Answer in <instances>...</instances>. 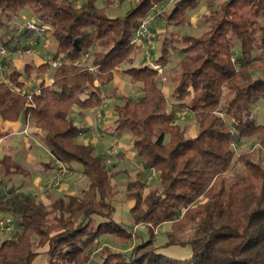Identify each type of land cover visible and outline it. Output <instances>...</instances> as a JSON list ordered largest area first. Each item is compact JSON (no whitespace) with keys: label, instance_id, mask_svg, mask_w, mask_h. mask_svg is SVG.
<instances>
[{"label":"trees","instance_id":"trees-1","mask_svg":"<svg viewBox=\"0 0 264 264\" xmlns=\"http://www.w3.org/2000/svg\"><path fill=\"white\" fill-rule=\"evenodd\" d=\"M99 1L0 0L5 19L28 9L54 42L51 59L62 61L52 70L51 83H38V95L23 93L33 73L30 65L23 69V81H0V122L23 117L42 133L53 161L80 164L87 179L78 195L56 198L49 207L28 194L2 192L0 214L12 216L16 229L0 241V264H33L39 255L46 264H87L100 236L110 234L124 243L135 239L132 226L114 220L104 156L91 142L77 143L82 129L71 116L75 108L99 107L102 88L123 64L141 95L124 94L112 107L114 130L130 132L143 172L155 171L159 186L142 196L141 179L127 184V191L138 190L127 195L134 200L132 224L147 225L148 236L128 251L102 249L95 264H264V167L251 151L233 148L253 138L256 151L264 152V125L252 115L254 106L264 103V0H222L209 13L206 31L178 39L180 59L168 97L154 69L143 59L134 65L137 49L131 44L152 4L162 0H136L117 17L108 14L114 0ZM196 3L176 0L168 22H179ZM169 42L162 41L156 63L168 60ZM85 53L95 72L73 64ZM50 68L42 63L37 72ZM178 111L192 114L194 136L174 123ZM166 223L171 230L163 246H189V258L159 252L152 228Z\"/></svg>","mask_w":264,"mask_h":264},{"label":"rangeland","instance_id":"rangeland-1","mask_svg":"<svg viewBox=\"0 0 264 264\" xmlns=\"http://www.w3.org/2000/svg\"><path fill=\"white\" fill-rule=\"evenodd\" d=\"M162 1L163 3L159 5V10L161 11L160 16L156 20V23L152 26V30L155 33V40L151 48V56H154V59H156L159 56L162 41L172 39V42H169V46H171L169 48H171L173 52L170 51V56L168 57V60L164 65L158 63L160 67H162V72H157L160 75V78H158V80L161 83V89L166 97H168L171 92L172 77L176 75L177 63L180 59V55L177 49L181 47V45L178 42V39L183 35L199 36L204 31H206L210 24L208 20L209 13H211L215 9V6L222 2V0H197L196 6L192 9H188L177 23V20H171L169 21V23L167 19V16L170 13V10L172 9V6L174 5L176 0H173L171 2L170 0ZM135 2L136 0H124L122 2H120L119 0H114V2L108 8V14L110 17L124 16L126 11ZM74 3L77 4L79 2L78 0H75ZM98 3L103 4L104 0H100ZM22 12L23 16H21ZM22 12L18 14L19 20L17 22L8 19L4 20L3 17H0V20L2 21L0 22V44L3 45V42H7L8 44L6 45V48L10 52L9 58L6 59L3 63L0 74L3 77L8 69L14 68L19 74H16L14 76L12 75L10 79H12V77H16L19 80L23 81V79H25V73L23 70L24 67L26 65H30V67H33V73H31L32 75L30 74L29 78L25 79L26 82L24 81L25 85L23 87V91L28 93L31 90V87L28 85L29 83H31V81H33L35 78L37 79L38 77H42L45 74L48 75L49 78H51L53 70V68H50L44 73L38 74L37 64L35 63L34 58L40 57L42 63L43 59H51L53 53L55 52V47L54 42L47 32L43 33V35L41 36L25 34L24 25L27 22L36 21L38 24L39 22L34 16L31 15L28 9H25ZM13 17H11L10 19H12ZM7 22L9 23L6 24ZM29 37L33 38V46L31 48V53L26 54V41ZM234 50L235 53L238 51L237 45L234 47ZM132 57L134 61H137H135V65L139 64L142 57L140 50H137L135 54H132ZM88 58L90 57H87L86 62H88ZM127 66L128 64H123L121 67H119L121 70L119 80L122 82V88L124 90L123 93H125V95L131 96L132 98H137L141 95L140 85L132 83L130 81V78L127 77L128 75L124 73L123 69ZM5 78H7V76H5ZM115 86L116 85L113 81L110 84L108 83L105 87V92L103 93V102L105 104L104 109L112 110V107L115 104L121 103L123 100L124 94L114 92V90L116 89ZM120 86L121 84L118 85L119 89L121 88ZM75 110L77 111H72L71 113L72 118H76V116L79 114L80 110L78 108H75ZM100 115H102V113ZM252 115L258 124L264 125L263 102H260L254 106ZM174 123L179 125L184 130L187 136L195 135L197 126L192 114L186 111H178L175 114ZM26 124L27 132L28 130L34 128L30 124V122ZM77 125L80 127L79 124ZM108 130V126H106V128L103 130L101 128L95 127L92 130L93 133H90V128H82V133H84L82 141L86 142L88 141L87 139L94 135V137L98 139V141L93 144L95 153H99L104 156V153L107 150H112L113 152H115H112V154L109 155L110 157L105 159L106 167L108 168V173L110 174L111 187L113 189V195L111 199V204L113 206V217L117 222L132 226V232L133 234H135V239L132 243H124L110 234H104L100 236L96 241L94 250L91 253L90 259L87 264H95L96 262H99L101 256L100 253L104 248L110 249L112 251H128L132 247V245L138 241L139 238L145 239L148 236L147 225L139 224L135 226L132 224L129 210L134 205V200L129 199L127 195L128 192L132 194L138 190L135 187H130L129 191H127V184L141 179L143 185L145 186L139 190L142 196H144L148 192L150 187L159 186L157 173L153 170L143 172L142 165L139 162L138 157L132 149L130 150V132H127V130L122 131L120 138L117 139L116 136H111V134L108 133ZM41 135L42 133L38 132L35 137V141H37V150L41 151L40 155L43 154V156H41V159L39 158L38 161L43 160L44 162H47L49 161V158L46 154H44L45 151L41 149L43 144ZM101 137L103 138V141L101 140ZM14 139L23 141L24 137L22 135H18L17 137H14ZM123 146H125L126 148L124 147V149ZM233 148L236 153L251 151V153L253 154V159L255 161H259L261 159L260 163L264 167V152L258 153L256 151L257 147L253 138L242 139L238 144L234 145ZM35 149L36 146L34 147V150ZM9 153L14 154V147H11ZM21 155L22 154L20 153L17 161H14L12 163L5 162L3 173L0 175L1 192L10 189L12 191L21 192L22 194H28L33 196L37 202H41L45 206L49 207L56 198L63 197L66 194L78 195L81 190L86 187L87 179L82 175V167L80 164L73 163L68 167L62 163H53L52 166H49L47 169L44 168L43 164L35 165V167L29 168L31 163H29L27 159H25L24 162L28 167L26 169V167L22 165V162L19 161ZM20 163L22 165L21 168L24 167V171L29 172L28 176L27 174L23 175V171L21 169H18L17 173L21 172L19 173L20 175H12L9 176V178H6V175L7 173L9 174L10 169L14 166L17 167V165H20ZM49 170H51V172H48ZM36 176L38 181L37 185H35L33 182ZM22 177L26 181L23 182L26 184V186L23 183V185H20L21 183H19V181L17 180L18 178ZM52 180L59 181V185L47 189L46 185ZM6 219L9 221L10 229L8 231H0V241L5 238L12 237L13 232L16 229L15 219L12 216L0 214V220ZM152 230L153 241L154 244L159 247V252L169 257L178 259H185L190 257L191 249L189 246H163L166 242V233L171 230V224H162L158 227L152 228ZM33 264H46V259L43 255H39Z\"/></svg>","mask_w":264,"mask_h":264},{"label":"crops","instance_id":"crops-1","mask_svg":"<svg viewBox=\"0 0 264 264\" xmlns=\"http://www.w3.org/2000/svg\"><path fill=\"white\" fill-rule=\"evenodd\" d=\"M20 14V13H19ZM21 16H23V12L21 13ZM4 20H7L4 18ZM14 22H17L19 20L18 15L14 16L12 19H8ZM0 22H2L0 20ZM6 22V21H5ZM9 22H7L6 24H8ZM6 26V25H5ZM8 40V39H7ZM172 51V50H171ZM173 52V51H172ZM35 63L38 65H40L41 62V58L40 57H35L34 58ZM136 61V60H135ZM134 61V65L135 62ZM142 61V57L140 59V62ZM137 65V64H136ZM12 67V66H11ZM19 74L16 72V70L14 68H10L7 70V72L5 73V75L2 77V75L0 74V81H9L12 80L13 78L16 77H12V79H10V77L13 75ZM121 74V70L120 68H116L113 70V78L111 80V82L114 81V84L116 85V89L114 90V92H118V93H123V88H122V82L119 80V76ZM5 76H7V78H5ZM18 77V76H17ZM129 78V76H127ZM45 80L46 82H49L50 78L48 77V75H43L42 77H38L37 79L35 78L33 81H31V83H29L28 85L31 87L30 89L32 90L34 87H36L38 85V83L41 80ZM110 82V83H111ZM109 83V84H110ZM121 84V88H118V85ZM105 87L104 86L102 88L103 93L105 92ZM121 91V92H120ZM104 101V100H103ZM102 101V105H100L97 108H93V109H88V110H80L79 114L76 116V118H73L75 123L80 125V128H90L91 132L93 133V129L96 128H101L102 130L106 128V126H108L109 130L108 133L111 134V136H116L117 139L120 138V135L122 134V131H126V130H120V131H115L114 130V124L113 121L115 119V116L112 112V110H108V109H104L105 104ZM104 104V105H103ZM73 111H77V110H73ZM83 112V114H82ZM78 113V112H77ZM102 113V115H100ZM28 121L24 120L23 117H21L19 120L15 121V122H0V175L3 173V167L5 166V162H14L17 161L19 154L21 153V157L19 159V161L22 162V165L27 167V164H25L24 160L27 159V161L29 163H31V165L29 166V168H33L35 167V165H41L43 164L44 168L47 169L49 166L51 167L53 163H60L57 161H53L52 157L50 156L49 152L45 149V147L42 144L41 149H43L45 151L44 154H46L49 158V161L44 162L43 160L38 161V159H41V151L37 150V141H35V137L37 135L38 131L37 129L33 128L28 130L27 134L23 133V131L25 129H27V124ZM84 126V127H83ZM86 126V127H85ZM128 132V131H127ZM18 135H22L24 137L23 141L20 140H16L14 139V137H17ZM33 135V136H32ZM84 133H80V135L77 138V143H86V142H91L92 144H95L98 139L94 137V135L92 137H90L89 139H87L88 141L83 142L82 141V137H83ZM92 135V134H91ZM32 136V138H31ZM101 140L103 141V138L101 137ZM36 146V149L34 150V145ZM11 147H14V154L9 153V150L11 149ZM125 146H123L124 148ZM126 148V147H125ZM124 148V149H125ZM129 148L131 150V145H130V136H129ZM129 151V150H127ZM24 158V159H22ZM31 161V162H30ZM17 163V162H16ZM47 163H51L49 164V166L47 167L46 164ZM21 163L20 165L18 164L17 167L14 166L13 168L10 169L9 174L7 173V177L9 178V176H18L20 175L19 173H17V168L21 169L23 171V175L28 176L29 172L28 171H24V167L21 168ZM48 172H51V170H49ZM12 179V178H11ZM19 181V183H21L20 185H25L26 182L25 179L22 178H18L17 179ZM34 184L37 185V176L35 177V179L33 180ZM23 183V184H22ZM1 184V181H0ZM1 188V186H0ZM2 192L0 191V194Z\"/></svg>","mask_w":264,"mask_h":264},{"label":"built area","instance_id":"built-area-1","mask_svg":"<svg viewBox=\"0 0 264 264\" xmlns=\"http://www.w3.org/2000/svg\"><path fill=\"white\" fill-rule=\"evenodd\" d=\"M75 0H73L74 2ZM83 0H78V2H81ZM173 0H170V2ZM163 3V1L159 2V3H155L152 4V6L150 7L148 13L144 16V18L141 20L139 26L137 27V29L134 32V35L131 39V44L137 49L140 50L141 54H142V59L144 61V63L146 65H148L149 67H151L152 69H154L156 72H162V67H160V65L158 63H156L154 56H151V48L153 46V42L155 40V33L152 30V26L156 23V20L158 19V17L160 16L161 11L159 10V5H161ZM25 31H27L28 33H30V35H37V36H41L43 35V33L46 32V27L44 25L38 24L36 21H30L27 22L25 25ZM33 46V38L29 37L26 41V54H30L31 53V48ZM10 56V52L9 50L4 47L3 45L0 44V71L3 67V63L6 59H8ZM88 57V54L85 53L78 61H75L73 64L76 66H80V67H86L89 71L95 72L96 69L94 66L91 65L90 61L86 62ZM233 60V58H232ZM61 60L60 59H43V63H47L49 64V66L51 68H57L58 66L61 65ZM52 79L50 78L48 83H51ZM12 88L14 89L15 87L12 86ZM30 93H33L35 95L39 94V89L38 87H34L32 90L29 91ZM28 92V93H29ZM23 93H26L23 91ZM23 133L27 134V129H25L23 131ZM112 150H107L104 153V158H108L110 157L109 155L112 154ZM115 153V152H113ZM59 185V181L57 180H52L50 182H48V184L46 185L47 189L56 187ZM10 229V224L9 221L6 220H0V231L2 230H9Z\"/></svg>","mask_w":264,"mask_h":264}]
</instances>
